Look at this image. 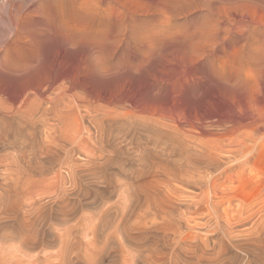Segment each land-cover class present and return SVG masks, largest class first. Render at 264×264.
Here are the masks:
<instances>
[{
  "label": "rangeland",
  "instance_id": "rangeland-1",
  "mask_svg": "<svg viewBox=\"0 0 264 264\" xmlns=\"http://www.w3.org/2000/svg\"><path fill=\"white\" fill-rule=\"evenodd\" d=\"M263 12L264 0H0V193L53 216L34 247L0 239V264H264ZM130 116L135 135L121 130ZM144 126L215 167L165 171L176 149Z\"/></svg>",
  "mask_w": 264,
  "mask_h": 264
},
{
  "label": "bare ground",
  "instance_id": "bare-ground-1",
  "mask_svg": "<svg viewBox=\"0 0 264 264\" xmlns=\"http://www.w3.org/2000/svg\"><path fill=\"white\" fill-rule=\"evenodd\" d=\"M264 13V12H263ZM257 24V23H256ZM20 67V66H19ZM5 68V66H4ZM14 70V69H12ZM24 72V71H23ZM74 74V73H73ZM64 77V76H63ZM32 79V78H31ZM26 80V79H25ZM30 80V79H29ZM52 85V84H51ZM36 86V85H35ZM60 90V89H58ZM24 95V94H23ZM28 95H25V97ZM24 97V96H23ZM19 101V100H18ZM18 106V105H17ZM49 106V105H48ZM48 109V108H47ZM128 111V110H127ZM49 112V111H48ZM43 113V112H42ZM1 114V113H0ZM3 115V114H2ZM38 116V115H37ZM129 116V115H128ZM137 116V115H136ZM4 117V116H3ZM111 117V116H109ZM131 117V116H130ZM106 118V117H105ZM104 118V119H105ZM132 118V119H131ZM131 120L128 121H124V123L122 124V128L121 130L125 131L127 134L130 135H135L139 130V125L138 123L134 120L133 116L131 117ZM7 119V118H6ZM111 119V118H110ZM11 120V119H10ZM8 121V120H7ZM6 121V123H8ZM58 121V120H57ZM122 120L120 119V122ZM3 122V121H2ZM34 123V122H31ZM9 124V123H8ZM7 124V126H8ZM14 124V123H13ZM50 124V123H49ZM52 124V122H51ZM59 124V123H58ZM119 124V123H117ZM6 125V124H5ZM32 125V124H31ZM121 125V123L119 124ZM10 127V125H9ZM16 127V126H15ZM20 127L19 123H18V128ZM34 127V126H31ZM46 127V126H45ZM7 129V127H5ZM13 130V129H11ZM17 130V128L15 129ZM19 130V129H18ZM44 130V129H43ZM144 131L146 133H152L154 134V141H160L162 143L165 144V146H169L172 149H176L173 150L170 154L171 157L169 156V159L172 158L173 160V164H175V167H169V166H164L165 171L170 170L174 175L178 174L180 176V178H182L183 176L192 173V174H202V169H201V165L203 167H207L209 170V167H215V164L212 165L213 160H211V155H209L210 152H205V151H200L199 153H190L189 150H187V148L183 149V147L181 148L179 146V144L177 143L178 146H174V141H171L172 139V135L171 134H167V133H160L155 131L154 129L150 128L149 126L145 127L144 126ZM8 132V131H7ZM6 130L0 125V137L3 139H8L9 135L7 134ZM174 137V135H173ZM177 137V136H176ZM176 139V138H174ZM152 140V139H151ZM177 142V141H176ZM179 142V140H178ZM13 143V142H12ZM181 143V141L179 142ZM47 144V143H46ZM152 145V144H151ZM182 145V144H181ZM156 146V145H154ZM161 146V145H160ZM143 147V146H142ZM153 147V146H152ZM176 147V148H175ZM145 148V147H144ZM207 149V147H206ZM211 149V148H210ZM118 150V149H117ZM143 150V149H142ZM146 150V149H145ZM158 150V149H157ZM156 150V152H157ZM160 151V150H158ZM144 152V151H141ZM146 153V152H144ZM162 153V152H161ZM166 153H169V151H167ZM151 154V153H150ZM163 154V153H162ZM212 154V153H211ZM142 155H144L142 153ZM160 155V154H159ZM166 155V154H165ZM147 157V156H146ZM153 156H151L152 158ZM157 157V156H156ZM168 157V156H166ZM144 159V158H143ZM155 159V157H154ZM154 161V160H153ZM152 161V162H153ZM146 162V161H145ZM144 162V163H145ZM156 164H160L159 161L155 162ZM216 163V162H215ZM157 166V165H156ZM174 166V165H173ZM206 169V168H204ZM203 169V170H204ZM218 169V168H217ZM215 170V169H214ZM202 171V172H201ZM207 171V170H206ZM205 172V171H204ZM213 173V172H212ZM72 174V173H71ZM207 174L209 175V173L207 172ZM211 175V174H210ZM3 181V180H2ZM4 182V181H3ZM7 184V182H4V184ZM139 185V184H138ZM12 187L13 184L11 185ZM10 186V187H11ZM135 187L137 188L138 186L135 185ZM142 187V185H140V188ZM134 188L133 184H129L127 189H136ZM143 188V187H142ZM9 190V189H8ZM138 190V189H136ZM4 193H0V217L3 218H8L11 219L13 221L11 226H6L5 225H0V239L5 240L8 237L12 236L14 239L19 240V242L24 245L25 247H34V245L39 244L44 236V232L43 230H41V226L43 221L47 220L49 217L52 216V211L51 210H42L41 209H33L31 211L25 210L23 209L22 205L18 204V205H13L14 203H16V201H14L13 199V204L9 198V195H7V192H5V190H3ZM11 193L12 191H8V193ZM142 192V191H141ZM6 193V194H5ZM16 195V194H15ZM12 199V198H11ZM20 201V200H19ZM51 208V207H50ZM260 209V208H259ZM259 211V210H258ZM53 217V216H52ZM260 221L257 223L256 222V226L255 229H262L264 227V217L260 216ZM241 222V221H240ZM147 231V230H146ZM246 231V229H245ZM249 231V230H248ZM254 231V229H250V232ZM249 234V233H248ZM264 234V233H263ZM144 235V234H143ZM143 238V237H142ZM154 239V238H153ZM157 239V238H156ZM140 240V239H139ZM185 244V243H184ZM219 244V243H218ZM264 244V243H263ZM196 245V244H194ZM156 246V245H155ZM192 247V246H191ZM218 247V246H217ZM223 247V246H222ZM195 248V247H194ZM220 248V247H219ZM193 250V249H192ZM191 250V251H192ZM245 250V248H244ZM190 251V252H191ZM245 258H247V261H251L252 257H253V249L252 248H248L245 250ZM251 251V253H250ZM1 253V251H0ZM216 255V254H215ZM240 256V255H239ZM259 257V256H258ZM264 257V256H263ZM264 263V261H263ZM249 264V263H248Z\"/></svg>",
  "mask_w": 264,
  "mask_h": 264
}]
</instances>
